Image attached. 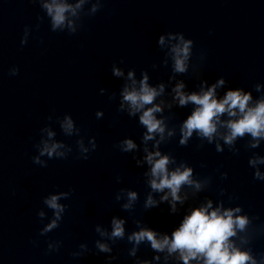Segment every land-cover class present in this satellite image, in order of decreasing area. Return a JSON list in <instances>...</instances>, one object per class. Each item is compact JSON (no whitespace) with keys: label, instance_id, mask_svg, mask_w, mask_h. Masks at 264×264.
I'll list each match as a JSON object with an SVG mask.
<instances>
[{"label":"water","instance_id":"95a60500","mask_svg":"<svg viewBox=\"0 0 264 264\" xmlns=\"http://www.w3.org/2000/svg\"><path fill=\"white\" fill-rule=\"evenodd\" d=\"M49 2L0 0V264H108L110 255L118 257L111 264H183L178 253L165 261L168 254L148 242L133 257L137 246L127 237L141 228L171 235L184 215L208 201L213 208H241L236 215L249 223L231 239L264 264V180L256 176L264 175V139L252 147L256 140L245 134L228 145L194 133L181 145L182 124L196 106L180 107L173 92L180 81L191 94L224 79L218 97L242 88L254 102L264 99V0H86L71 17L75 31L53 29L43 7ZM181 34L193 43L188 71L176 73L170 50L178 40L161 46L159 38ZM13 68L19 75H9ZM129 72L137 81L147 74L153 87L165 85L156 101L164 102L157 118L167 125L159 148L155 140L145 144L139 114L121 107ZM67 117L74 122L71 134L62 126ZM129 138L137 148L124 152ZM45 142L62 144L65 156L41 155ZM145 148L174 158L170 169L192 168L201 184L199 190L182 186L187 199L174 215L169 202L145 208L149 195L157 201L164 195L150 187ZM36 157L43 163H34ZM65 192L58 227L41 235L55 218L44 201ZM128 192L137 200L126 210ZM113 218L125 221L122 240L111 239ZM97 241L113 252L100 253ZM49 244L59 251H49Z\"/></svg>","mask_w":264,"mask_h":264},{"label":"clouds","instance_id":"9594fccd","mask_svg":"<svg viewBox=\"0 0 264 264\" xmlns=\"http://www.w3.org/2000/svg\"><path fill=\"white\" fill-rule=\"evenodd\" d=\"M85 3L86 0H79V3L75 5L68 3V0H50L43 7L52 19L54 30L67 26L75 31L71 17L76 16L77 10ZM95 10L94 6L93 11ZM166 40L169 43L178 40L177 43H171L170 50L174 62V72H187L192 40H185L182 34L179 36L169 35L168 37L161 35L159 44L164 46ZM113 74L117 77L123 76V72L119 69H114ZM9 75H19V68H13ZM128 79L131 83L123 89L121 107L122 109L126 107L130 116L134 117L139 114V122L146 128L144 134L145 144L148 141L155 140V147L159 148L160 143L165 139L167 125L163 119L157 118V114L163 110L162 104L164 102L156 103V101L164 93L165 85L151 86L147 74H144L142 80L137 81L134 73L129 72ZM225 83L224 79H220L211 87L201 88L200 92H192L191 94L184 91L186 84L183 81H180L173 88L174 99L180 107H185L189 103L196 106L182 124L181 145L187 144L194 133L202 138H207L209 142L219 137L228 145L234 144L237 138L244 137L245 134H249L256 140L252 147H257L259 139H264V99L254 102L252 94L245 92L242 88L230 89L220 98L217 95V88ZM204 84L206 86L207 81ZM260 87V85H257V90ZM225 115L228 117L226 120L222 119ZM62 126L66 133L71 134L74 129L73 119L71 117L65 118ZM220 129H225V131L221 132ZM53 135L54 133L49 132L50 137ZM157 135H159V140H156ZM167 135L172 136L174 132L168 131ZM62 147L64 146L59 143L45 142L40 154H46L49 158L53 156L64 157L65 153L58 151ZM81 148L84 152L88 151L87 148H83L82 144ZM136 148L137 144L130 138L125 139L121 145V150L124 152H130ZM217 149L222 151L219 144ZM145 152H147L145 159L150 165V172L148 173L150 187L153 192L164 193L159 201L149 195L145 208L151 210L158 208L163 202H169V213L174 215L178 211L177 203L183 205L187 199L186 195H180L182 186L195 185V188L199 190L201 184L193 180L192 168L181 165L174 170L170 169V165L175 163L174 158L166 154L162 155L159 150L153 153L145 148ZM257 162V160L251 161L253 165ZM34 163L42 164L43 162L39 157H36ZM259 163H264V159L259 160ZM256 176L264 180V175L260 172H257ZM69 195L70 193L67 192L51 195L44 201L49 208L55 210V218L42 230L41 235L58 227L61 214L65 211V205L59 201ZM136 200L137 193L128 192V203L123 205L124 209H131ZM240 212L241 208L239 207L225 210L222 204L220 207L213 208V203L208 201L206 205L193 208L188 214L184 215L179 227L172 231L171 235L151 228H141L140 231L129 235L127 237L128 241L134 242L137 246L131 251L130 255L135 257L139 245L142 242H148L152 250L168 254L165 256V261L173 254L178 253L177 259L183 261V264H190L191 261H196V264H257L256 259L249 251H242L231 239L236 237L238 232H243L249 223L247 216L236 215ZM39 215L43 217L44 213L40 212ZM97 231L101 232V235H106L100 228H97ZM124 237L125 221L113 218L111 239L113 241L116 239L122 240ZM96 247L100 253L113 252V248L106 243L97 241ZM48 248L49 251H52L53 248L59 251V247L52 244H49ZM117 259L118 257L114 255L106 257L108 264ZM155 259L160 260V256L157 255ZM137 264H150V261L137 259Z\"/></svg>","mask_w":264,"mask_h":264}]
</instances>
